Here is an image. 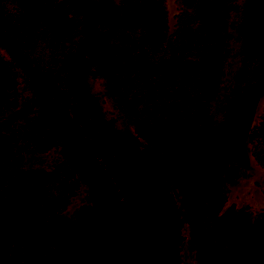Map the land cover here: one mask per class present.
Masks as SVG:
<instances>
[{"label": "trees", "instance_id": "trees-1", "mask_svg": "<svg viewBox=\"0 0 264 264\" xmlns=\"http://www.w3.org/2000/svg\"><path fill=\"white\" fill-rule=\"evenodd\" d=\"M175 4L170 32L165 0H0V119L25 107L0 130V264H181L185 222L197 264H264V210L224 209L248 144L264 167V0Z\"/></svg>", "mask_w": 264, "mask_h": 264}, {"label": "rangeland", "instance_id": "rangeland-1", "mask_svg": "<svg viewBox=\"0 0 264 264\" xmlns=\"http://www.w3.org/2000/svg\"><path fill=\"white\" fill-rule=\"evenodd\" d=\"M118 1V0H115ZM168 9L169 29L172 32L176 25V15L178 13L175 0H165ZM92 90L97 93L103 101V108L109 117H114L121 120V115L116 111L112 102L104 95L102 81L100 79H93L91 82ZM20 89H18V92ZM25 107L21 106L0 119V130H6L18 125L20 117L24 113ZM264 119V90L258 97L253 109L251 129ZM141 144H145L144 140H139ZM248 157L244 167V173L239 178L229 183V194L224 209L231 206L246 205L249 207L253 216H257L264 210V167L260 166L254 160L251 154V145L248 144ZM52 154L36 153L28 154L23 160L25 167L29 169H49L52 163ZM172 197L179 201L180 197L175 190H169ZM90 207L89 199L85 192L80 190L76 195L70 198L67 207L58 215L60 218H72L80 210ZM185 220V217H182ZM182 234L183 241L180 246L179 256L181 264H197L195 261V253L189 242V228L186 222L183 224Z\"/></svg>", "mask_w": 264, "mask_h": 264}]
</instances>
